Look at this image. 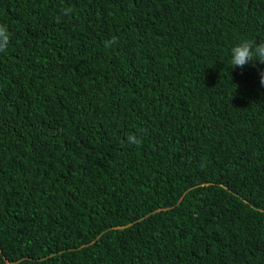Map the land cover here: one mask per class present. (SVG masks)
<instances>
[{"label":"trees","instance_id":"1","mask_svg":"<svg viewBox=\"0 0 264 264\" xmlns=\"http://www.w3.org/2000/svg\"><path fill=\"white\" fill-rule=\"evenodd\" d=\"M0 24V264H264V65L229 64L264 0H0Z\"/></svg>","mask_w":264,"mask_h":264},{"label":"clouds","instance_id":"2","mask_svg":"<svg viewBox=\"0 0 264 264\" xmlns=\"http://www.w3.org/2000/svg\"><path fill=\"white\" fill-rule=\"evenodd\" d=\"M61 11L63 15H70L73 10L71 8H63ZM9 42L10 33L5 25L0 24V52L7 50ZM116 43L117 37L113 36L111 39L105 41L104 46L110 48ZM257 61L264 65V40L256 41L245 38L231 48V59L229 56L231 68H243L250 63L255 66V62ZM251 68L249 73L252 74L253 81L264 86V69L256 71L254 67ZM127 142L130 144L141 143L140 139L134 134H129L127 136ZM248 205L253 209L264 211V207H257L249 202Z\"/></svg>","mask_w":264,"mask_h":264}]
</instances>
